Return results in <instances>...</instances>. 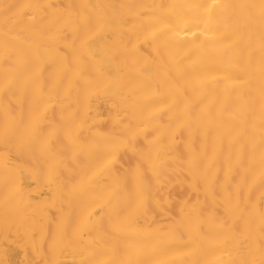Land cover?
Masks as SVG:
<instances>
[{"label": "bare ground", "instance_id": "1", "mask_svg": "<svg viewBox=\"0 0 264 264\" xmlns=\"http://www.w3.org/2000/svg\"><path fill=\"white\" fill-rule=\"evenodd\" d=\"M0 264H264V0H0Z\"/></svg>", "mask_w": 264, "mask_h": 264}]
</instances>
